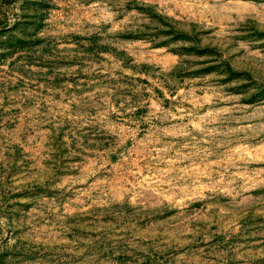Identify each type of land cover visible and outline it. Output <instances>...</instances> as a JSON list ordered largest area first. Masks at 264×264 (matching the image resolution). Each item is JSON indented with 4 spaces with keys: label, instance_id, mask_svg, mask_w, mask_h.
Instances as JSON below:
<instances>
[{
    "label": "rangeland",
    "instance_id": "obj_1",
    "mask_svg": "<svg viewBox=\"0 0 264 264\" xmlns=\"http://www.w3.org/2000/svg\"><path fill=\"white\" fill-rule=\"evenodd\" d=\"M0 264H264V0H0Z\"/></svg>",
    "mask_w": 264,
    "mask_h": 264
}]
</instances>
